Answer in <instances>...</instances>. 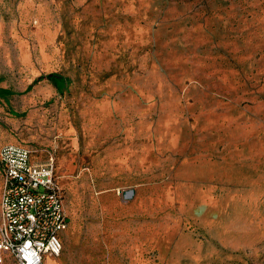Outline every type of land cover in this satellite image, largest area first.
Listing matches in <instances>:
<instances>
[{"label":"rangeland","instance_id":"rangeland-1","mask_svg":"<svg viewBox=\"0 0 264 264\" xmlns=\"http://www.w3.org/2000/svg\"><path fill=\"white\" fill-rule=\"evenodd\" d=\"M28 13L7 15L0 145L51 150L97 264H264V0Z\"/></svg>","mask_w":264,"mask_h":264},{"label":"built area","instance_id":"built-area-1","mask_svg":"<svg viewBox=\"0 0 264 264\" xmlns=\"http://www.w3.org/2000/svg\"><path fill=\"white\" fill-rule=\"evenodd\" d=\"M0 172V264L7 258L13 264H45L47 256L59 257L68 214L55 155L8 143L0 149Z\"/></svg>","mask_w":264,"mask_h":264},{"label":"crops","instance_id":"crops-1","mask_svg":"<svg viewBox=\"0 0 264 264\" xmlns=\"http://www.w3.org/2000/svg\"><path fill=\"white\" fill-rule=\"evenodd\" d=\"M29 5L30 0H0V48L9 47L7 44H5L6 41L4 40L9 38V36L12 34L11 30L14 27L13 22L7 20L8 13L14 11L16 8V12H18L20 18L21 27H23L26 22V18L29 15ZM0 90L2 91V94H5L4 91L9 89L0 88ZM36 117L37 119L39 118L38 116ZM8 143L16 142L9 140ZM31 148L38 150L45 149L36 147ZM45 156L46 154H40L38 158L43 159ZM1 189L2 177L0 172V197ZM125 191L127 192V190H124V192ZM131 191L133 193V190ZM124 198L129 197L124 196ZM100 231L101 230L99 229L98 223H94L92 227H88V229L81 228L79 227L78 219H72L70 216H68V227L60 234L63 243V251L59 257L47 256L45 259V264H97V261L100 260V258L98 259V241L101 239ZM6 264H13L12 260L7 258Z\"/></svg>","mask_w":264,"mask_h":264},{"label":"trees","instance_id":"trees-1","mask_svg":"<svg viewBox=\"0 0 264 264\" xmlns=\"http://www.w3.org/2000/svg\"><path fill=\"white\" fill-rule=\"evenodd\" d=\"M58 75L59 74H57V73H51L48 76H49V78H52V77H61L60 75L59 76ZM4 92H5V94H10L11 93V91H9V90H5Z\"/></svg>","mask_w":264,"mask_h":264},{"label":"bare ground","instance_id":"bare-ground-1","mask_svg":"<svg viewBox=\"0 0 264 264\" xmlns=\"http://www.w3.org/2000/svg\"><path fill=\"white\" fill-rule=\"evenodd\" d=\"M131 194H132V191H131V190L127 191V195H126V197H129ZM124 196H125V195H124Z\"/></svg>","mask_w":264,"mask_h":264},{"label":"water","instance_id":"water-1","mask_svg":"<svg viewBox=\"0 0 264 264\" xmlns=\"http://www.w3.org/2000/svg\"><path fill=\"white\" fill-rule=\"evenodd\" d=\"M124 195H125V196L127 195V192H126V191L124 192Z\"/></svg>","mask_w":264,"mask_h":264}]
</instances>
